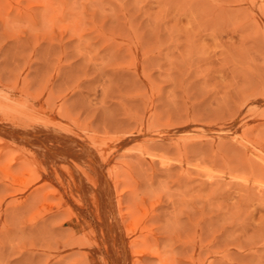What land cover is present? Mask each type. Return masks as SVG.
Returning a JSON list of instances; mask_svg holds the SVG:
<instances>
[{
    "label": "rangeland",
    "instance_id": "374dc122",
    "mask_svg": "<svg viewBox=\"0 0 264 264\" xmlns=\"http://www.w3.org/2000/svg\"><path fill=\"white\" fill-rule=\"evenodd\" d=\"M0 81V264H264V7L0 0Z\"/></svg>",
    "mask_w": 264,
    "mask_h": 264
},
{
    "label": "bare ground",
    "instance_id": "6f19581e",
    "mask_svg": "<svg viewBox=\"0 0 264 264\" xmlns=\"http://www.w3.org/2000/svg\"><path fill=\"white\" fill-rule=\"evenodd\" d=\"M236 1H237V2H240V3H242V4H247V5H249V6H251V5H253V4H259L261 7H264V0H236ZM0 83H2V81H0ZM4 86H6V84H5ZM4 86H3V85H2V86L0 85V96H1V93H2L3 91H6V89H7L8 86H9V87H8L7 90H9V88H10V85H7L6 88H5ZM2 87H4V90H3ZM23 88H24V87H23ZM25 89H26V88H25ZM2 90H3V91H2ZM1 91H2V92H1ZM10 91H11V89H10ZM13 92H14V91H13ZM9 93H11V92H9ZM22 93H23V92H22ZM11 94L13 95V93H11ZM11 94H7V91H6V93L3 92L2 95H4V96H1V98H2V97H3V98H4V97L11 98V96H10V97L7 96V95H11ZM17 94H18V93H17ZM18 95H19V94H18ZM21 95H22V94H21ZM21 95H20V96H21ZM20 96H19V97H20ZM1 98H0V99H1ZM3 98H2V99H3ZM13 98H14V96H13ZM15 98H17V97H15ZM15 98H14V99H15ZM22 98H23V97H22ZM4 99H5V98H4ZM4 99H3V102H4ZM14 99H13V100H14ZM7 100H8V99H6V103L8 104V102H9L11 99H10L9 101H7ZM11 101H12V100H11ZM11 101H10V103H11ZM12 102H13V101H12ZM4 103H5V102H4ZM10 103H9V104H10ZM9 104H8V105H9ZM11 104H13V103H11ZM1 105H2V104H1ZM8 105H7V106H8ZM7 106L4 107L3 109L6 108V109L8 110ZM11 106H13V105H11ZM11 106H10V107L8 106V107L11 108ZM2 107H3V106H2ZM15 107H16V106H15ZM13 108H14V107H13ZM16 108H17V107H16ZM16 108H15V109H16ZM6 109H5V110H6ZM11 109H12V108H11ZM18 109H19V108H18ZM9 110H10V109H9ZM20 110H21V109H20ZM22 110H23V109H22ZM14 111H15V110H14ZM16 111H17V110H16ZM8 112H9V111H6V113H5V111L3 110V111L1 112V114H0V120H1L3 117L6 119V117H5L6 114H7V118H8V116H9V115H8ZM11 112H12V111H11ZM18 112H20V111H18ZM26 112H28V111H26ZM20 113H21V112H20ZM22 113H23V112H22ZM22 113H21V114H22ZM9 114H10V113H9ZM13 114L16 115L14 112H13ZM12 117H14V116H12ZM2 121H4V120H2ZM0 122H1V121H0ZM3 123H4V122H3ZM1 124H2V123H0V125H1ZM2 126H3V125H2ZM2 126H0V142H1L2 140H4V139H6V140H8L9 138L11 139V137H10V135H9V132L7 133L6 130H5L4 128H2ZM5 128H6V126H5ZM6 129H7V128H6ZM230 137H231V136H230ZM224 138H225V137H223V136L220 137V136L216 135V136L213 137V141H214L215 143H217V142H223V141H221V140H223ZM10 139H9V140H10ZM233 139H235V137H233V135H232V140H233ZM242 139H243V138H242ZM230 140H231V139H230ZM235 140H236V139H235ZM238 141H239V140H238ZM240 141H241V143H242V140H241V139H240ZM101 142H102V141H101ZM1 143H4V142H1ZM247 143H248V142H247ZM106 144H107V143H106ZM218 144H219V143H218ZM218 144H217V145H218ZM244 145H246V144H244ZM244 145H243V146H244ZM249 145H250V144H249ZM2 146H3V145H1V147H2ZM241 146H242V145H241ZM246 146H247V145H246ZM246 146H245V148H244V147H242V148H244L245 150H247V151L249 152L250 149L248 148V146H247V147H246ZM106 147H107V146H106ZM9 148H11V146H10V147H4V148H2V149L0 150V162H4V161H6L5 164H4L5 166L2 167V170L6 172L5 175H8V174L10 175V174H11V170H12L11 167H12L15 163H18V162L23 163V162H22V158H21L22 156L20 155V152L18 153V151H17V153H18L17 155H20V156H16V155L12 156V155H11L10 157H8V156H9ZM107 149H108V147H107ZM15 150H16V149H15ZM108 150H109V149H108ZM103 152H104V151H103ZM105 153H106V152H105ZM108 153H109V152H108ZM95 154L97 155V153H95ZM248 155H249V154H248ZM102 156H103V155H102ZM110 156H111V155H110ZM97 157H98V156H97ZM107 157H108V156H107ZM107 157H106V158H107ZM7 158H8V159H7ZM97 159H98V158H97ZM259 159H260V158H259ZM24 160H25V159H24ZM24 160H23V161H24ZM98 160H99V159H98ZM105 160H106V159H105ZM96 163H97V162H96ZM100 163H101V161H100ZM102 163H103V162H102ZM102 163H101V164H102ZM105 163H106V162H105ZM97 164H98V163H97ZM21 165H22V164H21ZM25 165H26V167H27V164H25ZM25 165H24V166H25ZM29 165H30V164H29ZM29 165H28V166H29ZM18 166H20V165H18ZM37 166H38V165H37ZM101 166H102V165H101ZM35 167H36V166H35ZM38 167H39V166H38ZM24 168H25V167H24ZM39 168H40V167H39ZM98 168H99V167H98ZM20 169H21V168H20ZM33 169H34V168H33ZM103 169H104V168H103ZM103 169H102V170H103ZM106 169H108V168H106ZM0 170H1V169H0ZM102 170H100V171H102ZM16 171H17V170H16ZM34 171H35V170H34ZM38 171H39V170H38ZM38 171H37V172H38ZM40 171L42 172L43 170H40ZM103 171H104V170H103ZM103 171H102V172H103ZM105 171H108V170H105ZM44 172H45V170H44ZM96 173H97V172H96ZM99 173H101V172H99ZM104 173H105V172H104ZM29 174H30V173H29ZM39 174H40V173H39ZM106 174H107V173H106ZM9 175H8V176H9ZM37 175H38V174H37ZM41 175H43V174H41ZM55 175H56V173H55ZM109 175H110V174H109ZM111 175H112V174H111ZM10 176H11V175H10ZM13 176H14V175H13ZM98 176H99V175H98ZM98 176H97V177H98ZM39 177H41V179H43L45 176H44V177H42V176H38V177H37V178H38L37 181H39ZM109 177H110V176H109ZM98 178H99V177H98ZM101 178H102V177L99 178V181L101 180ZM103 178H104V181H105V177H103ZM34 179H35V178H34ZM41 179H40V180H41ZM107 179H108V178H106V180H107ZM111 179H112V178H111ZM96 180H97V179H96ZM41 181H42V180H41ZM104 181L102 180V187L105 186V185L103 186V184H104L103 182H104ZM107 181L111 182L110 180H107ZM118 181H119V180H118ZM118 181L116 180L117 183H118ZM33 182H34V181H33ZM39 182H40V181H39ZM109 182H108V183H109ZM119 182H120V181H119ZM36 183H37V182H36ZM106 183H107V182H106ZM95 184H96V183H95ZM109 185H110V186H109L108 188L106 187L107 185L105 186V187L108 189V190H107V194H113L114 192H110V191H115L117 185H116L114 182H113V183H109ZM119 185H120V184H119ZM44 186H45V185H44ZM100 186H101V183H100ZM57 187H58V186H57ZM127 187H128V186H127ZM36 188H37V191H38V192H41V194H42V191H41V188H43V187H42V183H39V184L37 183ZM46 188H48V187H46ZM43 189H44V188H43ZM119 189H120V188H119ZM123 189H124V188H123ZM35 190H36V189H35ZM35 190H34V192H35ZM44 190H45V189H44ZM37 191H36V192H37ZM97 191H98V190H97ZM120 191H121V190H120ZM123 191H124V190H123ZM126 191H127V190H126ZM126 191H125V192H126ZM128 191H129V190H128ZM53 192H54V191H53ZM100 192H102V191H100ZM129 192H130V191H129ZM46 193H47V192H46ZM46 193H45V194H46ZM48 193H50V192H48ZM118 193H119V191H118ZM131 193H132V192H131ZM41 194H40V195H41ZM43 194H44V192H43ZM45 194H44V195H45ZM52 194H54V193H52ZM116 194H117V192H116ZM132 194H133V193H132ZM44 195H43V196H44ZM114 195H115V194H114ZM114 195H111V196L113 197L112 199L115 198ZM120 195H121V194L119 193L118 196H116V198L114 199L115 202L117 201L116 203L114 202V206H115V204H117L115 208H117V206H118V208H119V205H121V202L123 201V200L121 199V196H122V195H121V196H120ZM36 196H37V195H36ZM41 196H42V195H41ZM43 196H42V197H43ZM45 196H46V195H45ZM103 196H104V195H102L101 197L103 198ZM107 196H108V195H105L106 198H108ZM98 197H99V195H98ZM40 198H41V197H40ZM44 198H45V197H44ZM44 198H42V199H44ZM106 198L103 199V200H104V203L106 202V203H108V205H109V204H110V203H109V199H106ZM122 198H123V197H122ZM131 198H132V197H131ZM112 199H110V202H111ZM123 199H124V198H123ZM107 200H108V201H107ZM121 200H122V201H121ZM124 200L126 201V199H124ZM38 201H39V200H38ZM40 201H41V200H40ZM100 202H101V201H100ZM102 202H103V201H102ZM112 202H113V200H112ZM112 202H111V204H112ZM122 204H124V203H122ZM106 205H107V204H106ZM109 206H110V205H109ZM109 206H108V207H109ZM106 207H107V206H106ZM120 207H121V206H120ZM111 208H112V207H111ZM118 208H117V210H118ZM108 209H109V208H108ZM113 209H114V208H113ZM106 210H107V209H106ZM110 210H111V209H110ZM110 210H109V211H110ZM114 210H116V209H114ZM114 210H113L112 212H114ZM117 210L115 211V213H119V215H120L119 210H121V208H120L118 211H117ZM129 210H130V209H129ZM103 211H104V209H103ZM109 211L107 210V212H109ZM101 212H102V211H101ZM110 212H111V211H110ZM112 212H111V213H112ZM125 213H126V212H125ZM130 213H131V212H130ZM112 214H113V213H112ZM125 215H127V214H125ZM110 216H111V215H110ZM112 216H113V215H112ZM115 216H116V215L113 216L114 221H120V222H118V223H119V226H118V223H116L117 226H118V227L116 226L117 228L115 227V222L112 220V218H111V217H108V216L105 215L104 217H101V218L99 219V226H98L99 229H97V230H98V233L100 234L101 239H102V240L104 241V243L106 244V246H107V247H110V246H111V247H113V248L116 249V247H115L116 245H118V244H121V245L123 244V245H124V243H125L126 241L123 240V238H122L123 235H122V236H118L117 233H116V231H117L118 229H120L121 226L124 225V223H123V219H124L125 216H123V217H122V215H121V216H118L119 218H121L120 220H117V217H115ZM114 217H115V218H114ZM132 218H133V217H132ZM135 218H136V217H135ZM115 219H116V220H115ZM125 220H126V219H125ZM128 220H129V219H128ZM132 220H133V222H134V218H133ZM135 220L137 221V219H135ZM133 222L131 223V225L133 224ZM126 223H127V222H126ZM137 223H138V222H137ZM141 224H142V223H141ZM129 225H130V224H129ZM135 225H137V224L135 223ZM125 228H126V227H125ZM132 229H133V228H132ZM137 230H138V229H137ZM118 231H119V233H120V232H121V233H124V232H125V230H123V229H121V231H120V230H118ZM122 231H123V232H122ZM126 231H127V233L130 232V230L128 231V229H126ZM134 231H135V230H133V232H134ZM139 232H140V231H139ZM93 233H94V232H93ZM96 233H97V232H96ZM121 233H120V235H121ZM134 233H135V232H134ZM149 233H150V232H149ZM151 233H152V232H151ZM128 234H130V233H128ZM124 235H125V236L127 235L126 232H125ZM142 235H143V234H142ZM94 236H95V235H94ZM98 236H99V235H98ZM128 236H129V235H128ZM133 236H134V235H133ZM96 237H97V235H96ZM123 237H124V236H123ZM98 238H99V237H98ZM146 238H147V237H146ZM131 239H132V238H131ZM135 239H136V238H135ZM135 239H134V240H135ZM147 239H148V238H147ZM96 240H98V239H96ZM136 240H137V239H136ZM141 240H142V239H141ZM141 240L139 239L140 243H141ZM148 240H150V239H148ZM148 240H147V243H149L150 245H149V244H148V245L151 246V243H152V242L150 243ZM124 241H125V242H124ZM123 242H124V243H123ZM143 242L145 243L146 240H144ZM140 243H138V245H139ZM155 243H156V242H155ZM155 243H154V244H155ZM126 244H127V243H126ZM157 244H158V243H157ZM157 244H156V245H157ZM97 245H98V244H97ZM127 245H128V244H127ZM127 245H124V246H122V247H125V248H126ZM135 245H136V244H135ZM142 245H143V244H142ZM148 245H147V246H148ZM128 246H129V245H128ZM131 246H132V245H131ZM143 246L145 247V244H144ZM149 246H148V247H145V248H143V249H142V247L140 246V249H141V250L138 251V254H137V252H136L137 255L135 254L136 257H137V260H135L136 263L133 262V264H134V263H135V264H144L145 261H143V259H144L146 256H149V257H153V256H154V253H155L156 250H155V251L153 250V251H154V252H153V251H152V248H154V249H156V248L153 247V244H152V248L150 247L151 249L149 248ZM156 247H157V246H156ZM125 248H124V249H125ZM128 248H129V247H128ZM158 248H159V247H158ZM110 249H111V248H110ZM138 249H139V248H138ZM125 250H126V249H125ZM125 250H124V251H125ZM136 250H137V249H136ZM126 251H127V250H126ZM128 251H129V249H128ZM160 252H161V251H160ZM124 253H125V252H124ZM129 253H130V252H129ZM157 253H158V252H157ZM199 253H200V252H199ZM158 254H159V253H158ZM196 254H197V253H194V255H196ZM127 255H129V254H127ZM127 255H126V256H127ZM144 256H145V257H144ZM136 257H135V259H136ZM143 257H144V258H143ZM155 257H156V256H155ZM158 257H159L160 259L162 258L161 256H158ZM197 257H198V256H197ZM146 258H148V257H146ZM192 258H194V256H193ZM99 259H102V258H99ZM99 259H98V260H99ZM164 259H165V258H164ZM191 260H192V259H191ZM196 260H198V259H196ZM99 261H100V260H99ZM101 261H103V260H101ZM166 261H167V260H166ZM166 261L164 260V262H166ZM169 261H170V260H169ZM172 261H173V260H171V262H172ZM193 261H194V259H193ZM171 262H168V263L171 264ZM174 262H175V261H174ZM174 262H172V263H174ZM191 262H192V261H191ZM191 262H190V263H191ZM196 262L198 263V261H196ZM100 263H101V262H100ZM106 263H107V262H106ZM106 263L104 262V263H102V264H106ZM166 263H167V262H166ZM145 264H146V263H145ZM147 264H148V262H147ZM161 264H162V262H161ZM174 264H175V263H174ZM192 264H193V263H192ZM194 264H195V263H194Z\"/></svg>",
    "mask_w": 264,
    "mask_h": 264
}]
</instances>
